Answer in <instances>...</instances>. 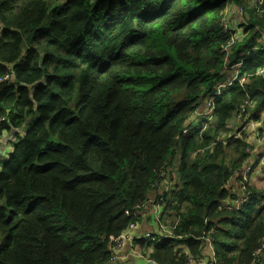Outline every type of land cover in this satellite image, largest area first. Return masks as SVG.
I'll return each mask as SVG.
<instances>
[{
  "label": "trees",
  "instance_id": "1",
  "mask_svg": "<svg viewBox=\"0 0 264 264\" xmlns=\"http://www.w3.org/2000/svg\"><path fill=\"white\" fill-rule=\"evenodd\" d=\"M61 1L0 0V80L14 76L0 82V136L24 131L0 169V264H109L166 169L179 184L160 217L175 238L150 257L184 264L182 244L197 256L206 222L218 264L253 263L258 195L221 208L245 145L214 140L246 101L264 104V47L254 48L264 14L250 17L247 0ZM231 4L245 23L232 44L222 25ZM211 95L213 124L187 130Z\"/></svg>",
  "mask_w": 264,
  "mask_h": 264
},
{
  "label": "crops",
  "instance_id": "2",
  "mask_svg": "<svg viewBox=\"0 0 264 264\" xmlns=\"http://www.w3.org/2000/svg\"><path fill=\"white\" fill-rule=\"evenodd\" d=\"M66 1L67 0H62L61 2ZM253 2L254 0H247L245 7H243L247 12L249 11L250 17L253 15V13H250V11L253 10L255 12V6ZM238 8L239 7H237L236 5L231 4L226 8L225 14L230 21V25L232 26V30L234 31L235 35H239L240 42L245 37V23L243 20L244 17H240L241 15L239 16L237 14ZM257 45L259 46L254 48L264 47V28L260 33V38L257 40ZM231 67L225 69L219 79L218 84L225 87L226 85L235 82V80L239 77L240 67L236 70ZM206 100L203 99L198 109L196 110L197 112L193 113L186 121L185 128L187 130L199 128L204 122V118L207 113L205 105ZM251 101L252 104L251 106L247 107L245 114L241 115L239 112H236L229 119V123L227 124V126L224 129H219L217 132V136L223 139L224 142H227L225 144L222 143L225 146L226 144L232 143V141H240L245 145L243 156L240 158L239 168L237 169L239 175L237 177H232L226 185V188H228L229 190V197L221 203V208L233 207L235 206V203L237 201L245 197V193L240 189L239 181L242 179V174L247 170L246 177L248 194L250 196H252L253 194L258 195L259 204L256 207L255 214L259 212L262 220L264 221V143H261L259 140L260 123L264 124V104L261 107L257 108V101L253 99H251ZM201 121L202 123L200 124ZM211 124H213V122L209 125ZM17 134L23 135L24 131L22 133L3 132L0 136V169L3 162L8 160L15 144L18 142ZM234 158L236 159L238 157ZM247 201H249V198ZM136 223L138 225L136 230L132 233L133 237H138L143 232H152L155 235L159 233L157 225L151 220L150 214L146 213L145 211L142 212L139 220ZM135 245L138 250H141L148 258L152 259L150 255L152 253L154 245H150L146 242L140 241H136ZM202 246L203 244L201 243L200 247ZM176 249L179 250L178 257L182 255L183 257H185V255L191 254L189 249L184 244L177 246ZM128 252L129 247L128 245H126L124 249L118 252L119 260L111 264H146L143 261H137L132 258L123 260L122 258H124L125 255L128 254ZM251 264H264V251H262Z\"/></svg>",
  "mask_w": 264,
  "mask_h": 264
},
{
  "label": "built area",
  "instance_id": "3",
  "mask_svg": "<svg viewBox=\"0 0 264 264\" xmlns=\"http://www.w3.org/2000/svg\"><path fill=\"white\" fill-rule=\"evenodd\" d=\"M253 3L255 6V9H256V12L263 15L264 14V8H262L263 0H254ZM239 12L241 14L240 17H242L243 16L242 9L239 10ZM222 25L224 28V32H226L232 36L231 44L234 43L235 41L239 42V40H240L239 35L233 34L234 31L232 30L231 25L227 21H225V19H223ZM231 32H232V34H231ZM239 64H240L239 67H241L242 60L239 63L233 65L231 68L236 70L239 68V67H237ZM256 75L264 76V67L259 69L256 72ZM13 79H14V76L12 74H7V75H5V77H3L0 80V82H8V81L13 80ZM237 79L235 80V82L237 81ZM240 82L244 83V82H246V79L242 78L240 80ZM223 87H224L223 85H219L218 90H217L215 95H218L219 90ZM209 97L210 98H208L205 102L207 113H206L205 118H204V122H203L204 124L201 125L202 126L201 131L206 129L208 127V125L214 121V117H213L214 96L211 95ZM251 104H252L251 100L246 101L240 107L239 113L241 115L245 114L247 107L251 106ZM3 121H4V118H1L0 122H3ZM14 132H16V131H14ZM259 140L261 143H264V124L263 123H260ZM216 142L217 143L221 142L224 144L227 143V142H224V140L221 138L219 140L217 139ZM246 173H247V170L242 174V179L239 181L240 189L242 192L245 193V197L243 199L237 201L235 203V206L223 207L224 209L238 211V209L245 202H247L249 194H248V189H247ZM175 180L178 181L176 173H174V172L170 173L167 169L162 170L160 172V178L158 180L160 182L159 187L161 188V190H159V193H158L159 199L157 201L149 200L147 203L143 204L142 206L137 207V209L134 213V216H136V217L138 216L139 218H140L142 212L145 211L146 213H149L151 216V220L157 225L159 233L157 235H155L152 232H145V233L143 232L140 236L133 237L132 233L136 230L138 224L136 222L131 223L127 227V229L116 240H114V245L112 248V255L108 260L109 264L115 263V261L119 260L118 252L120 250L124 249L126 245H128V247H129V252L127 255H125L124 258H122L123 260L132 258V259L137 260V261H143L146 264H157L154 260L148 258L141 250H138L136 245H135V242L140 241V242H146L147 244H150V245H155V244H161L162 242H165V240L175 238V236L173 234V230L175 228L173 229L171 226H169V224H166L164 222V220L161 219V217H160L164 203H165L164 202L165 196L170 195L172 189L176 190V188H177V185H174ZM161 203H163V204L161 205ZM177 223H178V219H176V221H175V227H176ZM207 225L208 224L205 222V228H204V231H203L202 236L200 238V241L203 244V246L200 247L199 254L197 256H192L191 254L185 255L184 264H217L216 255H215V251H214V248L212 245V237H211L213 229H212V227L208 228ZM202 248H203V250H202ZM262 251H264V238L260 241L259 249L254 252V257L255 258L258 257Z\"/></svg>",
  "mask_w": 264,
  "mask_h": 264
},
{
  "label": "rangeland",
  "instance_id": "4",
  "mask_svg": "<svg viewBox=\"0 0 264 264\" xmlns=\"http://www.w3.org/2000/svg\"><path fill=\"white\" fill-rule=\"evenodd\" d=\"M239 10H241L240 8H238L237 9V14L240 16L241 14H240V12H239ZM239 12V13H238ZM255 12H256V9H255ZM257 13V12H256ZM259 16H263V15H260V14H258ZM223 19H225V21H227L229 24H230V21H229V19H228V17L226 16V14H225V12H224V16H223ZM240 21V20H239ZM242 33V32H241ZM240 66V64L237 66V67H239ZM202 123V121L200 122V124ZM228 123H229V121H228ZM204 123H202L201 125H203ZM195 127V126H194ZM205 130V129H204ZM204 130H202L201 132H203ZM219 140L220 138L216 135V137H215V142H214V144L216 143V140ZM160 178V174L158 175V179ZM155 184H157L158 186H160V182L159 181H157ZM179 184V182L177 181V180H175V182H174V185H178ZM156 189H158V190H161V188L159 187H157ZM173 190V189H172ZM172 199H173V197H172V195L170 194V195H167V196H165V198H164V201L165 200H169V201H172ZM163 203H161V205H162ZM165 204V203H164ZM173 218H174V220L176 219V217H174L173 216ZM166 220L167 219H165L164 220V222L166 223V224H169L168 222H166ZM179 222V221H178Z\"/></svg>",
  "mask_w": 264,
  "mask_h": 264
}]
</instances>
